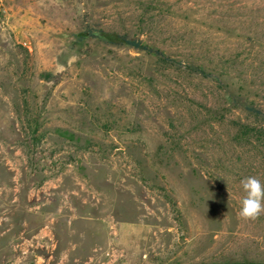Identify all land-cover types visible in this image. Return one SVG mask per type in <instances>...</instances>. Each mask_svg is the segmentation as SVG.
<instances>
[{
	"label": "rangeland",
	"instance_id": "374dc122",
	"mask_svg": "<svg viewBox=\"0 0 264 264\" xmlns=\"http://www.w3.org/2000/svg\"><path fill=\"white\" fill-rule=\"evenodd\" d=\"M234 262L264 264V0H0V264Z\"/></svg>",
	"mask_w": 264,
	"mask_h": 264
},
{
	"label": "trees",
	"instance_id": "16d2710c",
	"mask_svg": "<svg viewBox=\"0 0 264 264\" xmlns=\"http://www.w3.org/2000/svg\"><path fill=\"white\" fill-rule=\"evenodd\" d=\"M86 33L89 36L97 37L101 33V30H98V31L95 32L93 29L87 28L86 29ZM119 41L121 43L126 44L127 46H129L131 48H134V49H137V50H142V51H145V52L157 53V51H153L150 46H148L147 44L143 43L140 39H137V38H129L126 35H121L119 37ZM230 264H235V262L234 263H230Z\"/></svg>",
	"mask_w": 264,
	"mask_h": 264
}]
</instances>
